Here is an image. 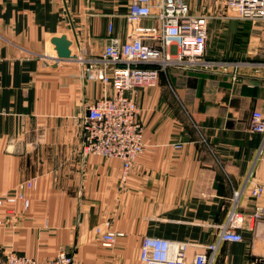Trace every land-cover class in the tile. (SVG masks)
Returning <instances> with one entry per match:
<instances>
[{
	"label": "crops",
	"instance_id": "crops-1",
	"mask_svg": "<svg viewBox=\"0 0 264 264\" xmlns=\"http://www.w3.org/2000/svg\"><path fill=\"white\" fill-rule=\"evenodd\" d=\"M129 2L0 0V198L36 180L22 191L27 209L19 201L0 208V257L64 252L79 264H138L141 240L158 237L189 243L190 264L235 208L242 242L220 243L213 264H264V134L248 130L252 111L264 118V69L246 68L235 82L216 71L160 72L134 94L145 148L129 174L121 180L119 160L82 156L81 118L102 94L103 64L87 75L73 58L101 55L110 36L124 39ZM219 23L228 33L229 22ZM249 25L246 54L222 49L226 33L217 30L206 56L264 63V21ZM61 37L69 58L57 55ZM257 185L263 193L251 197ZM106 222L123 234L111 248L95 234Z\"/></svg>",
	"mask_w": 264,
	"mask_h": 264
},
{
	"label": "built area",
	"instance_id": "built-area-1",
	"mask_svg": "<svg viewBox=\"0 0 264 264\" xmlns=\"http://www.w3.org/2000/svg\"><path fill=\"white\" fill-rule=\"evenodd\" d=\"M126 36L109 37L99 56L73 58L85 72H92L94 63L103 67L96 71L102 94L86 105L81 118L83 141L81 153L85 157H101L121 161V180L130 172L145 148L143 128L135 102L136 90L154 84L160 72L175 68L220 72L237 81L246 68L264 69V63L227 61L206 56L210 23L264 21V0H130L124 14ZM150 21L151 25H144ZM111 33V28H108ZM257 72V71H256ZM111 90V95L107 91ZM128 94V95H127ZM252 133L264 134L262 113L254 110L248 123ZM181 145H175L180 148ZM36 180L21 183L14 196L0 199V207L28 201L23 189H32ZM263 188L255 186L249 195L258 198ZM240 192L234 194V199ZM263 209L257 208L253 218L260 220ZM243 224L242 215L235 208L220 227L218 240L202 246L190 264H213L220 243H241L238 229ZM97 227L95 234L104 248H111L123 234L113 232L106 222ZM189 243L158 237H144L138 252V264H187ZM0 264H79L74 255L60 252L51 260H36L10 252L0 257Z\"/></svg>",
	"mask_w": 264,
	"mask_h": 264
},
{
	"label": "rangeland",
	"instance_id": "rangeland-1",
	"mask_svg": "<svg viewBox=\"0 0 264 264\" xmlns=\"http://www.w3.org/2000/svg\"><path fill=\"white\" fill-rule=\"evenodd\" d=\"M254 23L257 24L259 22H254ZM249 24H252V23L251 22L231 21V22L228 23L229 29H228V33H227L225 31H223L224 26H222L221 23H219L217 21H213L212 23H210L209 34H208L206 48L210 44H212V46H213V45H215L217 43V41L215 40V36H216L217 30H220V32H225L226 33L225 36L223 35V37H225V41L228 42V43H226V42L224 43V41L220 42V43L224 44V46L222 47V49H224L226 47V48H229V52H231L232 49H235L236 52L240 50V52H241L242 55L243 54H246V51H247V43H248L247 42V38H246V30H247L246 28H247V25L250 26ZM238 36L240 38L239 40H241L240 43H236V41H235V39ZM200 71H202V70H200ZM14 195H12V196H14ZM7 197H1L0 199H5ZM0 208H3V207H0ZM13 253H16V252H13ZM16 254H18V253H16ZM18 255H20V254H18ZM23 256H26V255H23ZM27 257H29V256H27ZM29 258H32V257H29ZM33 259H35V258H33Z\"/></svg>",
	"mask_w": 264,
	"mask_h": 264
},
{
	"label": "water",
	"instance_id": "water-1",
	"mask_svg": "<svg viewBox=\"0 0 264 264\" xmlns=\"http://www.w3.org/2000/svg\"><path fill=\"white\" fill-rule=\"evenodd\" d=\"M53 44L56 47L57 55L61 58H69L70 51L68 49L69 42L64 38L61 37L59 39H54Z\"/></svg>",
	"mask_w": 264,
	"mask_h": 264
}]
</instances>
